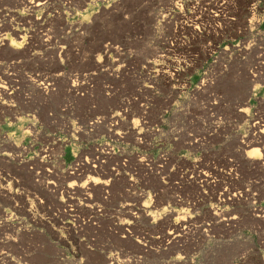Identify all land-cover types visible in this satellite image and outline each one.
Masks as SVG:
<instances>
[{
	"label": "rangeland",
	"instance_id": "rangeland-1",
	"mask_svg": "<svg viewBox=\"0 0 264 264\" xmlns=\"http://www.w3.org/2000/svg\"><path fill=\"white\" fill-rule=\"evenodd\" d=\"M217 2L0 0V264H264V0ZM122 98L123 143L72 131Z\"/></svg>",
	"mask_w": 264,
	"mask_h": 264
},
{
	"label": "bare ground",
	"instance_id": "bare-ground-1",
	"mask_svg": "<svg viewBox=\"0 0 264 264\" xmlns=\"http://www.w3.org/2000/svg\"><path fill=\"white\" fill-rule=\"evenodd\" d=\"M221 2V4H220V8H221V10L219 11V13H221V15L222 14H225V11L226 12H228L229 13V10H231V11H233V12H235V13H237L236 11H239L238 10V4H239V2H240V0H219V2H217V4H219ZM32 3V2H31ZM255 3V2H254ZM31 5V4H30ZM260 5V4H259ZM39 6V5H38ZM218 6V5H217ZM216 6V7H217ZM244 6V5H243ZM246 6H249V5H246ZM245 6V7H246ZM219 7V6H218ZM217 7V8H218ZM251 8H253V10H254V5H253V7H251ZM243 9V8H242ZM248 9V8H247ZM257 11V10H256ZM264 11V10H263ZM252 12V11H251ZM218 13V14H219ZM230 14V13H229ZM257 14V13H256ZM263 14V13H262ZM261 14V15H262ZM215 15H217V14H215ZM220 15V14H219ZM231 15V14H230ZM233 15V14H232ZM231 15V16H232ZM235 15V14H234ZM237 15H240V14H237ZM220 18H221V16H220ZM222 19V18H221ZM104 20V19H103ZM220 20V19H219ZM229 20H235V18L234 19H232V18H230L229 17ZM223 21H224V19H223ZM222 21V22H223ZM228 21V20H227ZM237 21H239V20H237ZM229 22V21H228ZM240 22H238V24H239ZM250 23V22H249ZM235 24V23H234ZM230 25V24H229ZM240 25V24H239ZM241 25H243V24H241ZM245 25V24H244ZM253 25V24H252ZM255 25V24H254ZM253 25V26H254ZM228 26V25H227ZM236 26H238L237 24H236ZM252 26V27H253ZM230 26H228V28H229ZM238 27H240V26H238ZM244 27V26H243ZM232 28H233V26H232ZM237 28V27H236ZM240 28H242V26L240 27ZM109 29H110V26H109ZM220 29H221V27H220ZM237 29H239V28H237ZM245 29V28H244ZM247 29V28H246ZM251 29V28H250ZM253 29V28H252ZM230 30V29H229ZM240 30V29H239ZM238 30V31H239ZM243 30V29H242ZM226 31V30H225ZM241 31V30H240ZM101 46V45H100ZM100 46H98V47H100ZM103 47V46H102ZM250 47V46H249ZM263 48V47H262ZM100 49H101V47H100ZM99 49V50H100ZM103 49V48H102ZM261 49V48H260ZM105 50H109V47L107 48H105ZM234 51V50H233ZM232 51V52H233ZM249 51H250V48H249ZM223 52V51H222ZM221 52V53H222ZM225 52V51H224ZM223 52V53H224ZM246 52V51H245ZM261 53H262V51H260ZM228 54V53H227ZM248 54V53H247ZM250 54V53H249ZM223 55V54H222ZM221 55V56H222ZM260 55V54H259ZM264 54L263 55H261L257 60H258V62H257V67L256 68H254V70L252 69V68H250V69H252L251 71H249L248 73H249V75H262L261 73V71H263V69H264ZM234 57L236 58V56L234 55ZM249 57V56H248ZM240 58V57H239ZM247 58V55L245 56V59ZM232 59V58H231ZM237 59V58H236ZM235 59V60H236ZM241 59V58H240ZM233 60V59H232ZM237 61H238V59H237ZM226 62V61H225ZM228 62V61H227ZM233 62H236V61H234L233 60ZM240 62H242V61H240ZM239 62V63H240ZM246 62V61H245ZM219 63V62H218ZM231 63L232 62H230V65H231ZM242 63H244V62H242ZM222 64H223V62H222ZM225 67V66H224ZM223 67V69H225ZM232 67V66H231ZM253 67V66H252ZM220 69V68H219ZM218 69V70H219ZM222 69V68H221ZM212 71V70H211ZM224 71V70H223ZM226 71V70H225ZM209 72V71H208ZM208 74V73H207ZM220 74V73H219ZM98 75H71V77H70V82H71V93L73 94V95H75V97L76 98H79V99H83V98H86V97H90V94H92V92H94V90H95V86L97 85L96 84V82H95V79H96V77H97ZM101 76V75H100ZM122 75H106V77H109L108 79H116V81L118 82V80L120 79V77H121ZM124 76V75H123ZM209 76V75H208ZM127 77V76H126ZM255 77V76H254ZM38 78V77H37ZM52 77H45L44 79H42L41 77H40V79L38 78V80H36V78L35 79H31L33 82H32V84L34 85V87L36 88V90L38 91V92H40L42 95H45V97L46 96H49L51 93L53 94L54 92H56V84H54L53 82H52V79H51ZM99 78V77H98ZM122 78H124V77H122ZM118 79V80H117ZM207 79V78H206ZM123 80V79H122ZM122 80H120V81H122ZM54 81V80H53ZM57 81V80H56ZM55 81V82H56ZM208 81V80H207ZM210 81V80H209ZM113 82H114V80H113ZM113 82H111L110 81V83H113ZM124 82V81H123ZM122 82V83H123ZM57 83V82H56ZM109 83V82H108ZM109 83V84H110ZM121 83V82H120ZM204 83V82H203ZM207 83V82H206ZM209 83V82H208ZM105 84V83H104ZM116 84V83H115ZM118 84H119V82H118ZM112 86L114 87L115 85H113L112 84ZM117 86H119V85H116V87ZM125 86V85H124ZM205 86H207V85H205ZM113 87H110L108 84H107V86H106V95H107V98L108 99H112L115 95H117L116 93L118 92L117 90H116V87L115 88H113ZM120 87V86H119ZM118 87V88H119ZM121 88V87H120ZM125 88V87H124ZM123 89V88H122ZM9 90V89H8ZM121 91H123V90H121ZM120 93V92H119ZM41 95V96H42ZM132 97V96H131ZM134 97V96H133ZM123 99V98H122ZM123 102H122V106H121V108L119 109V111L118 112H115V113H109L108 114V116H98V117H95V118H93L92 120H90V121H88V122H86V121H84V122H80V120H78V119H74L75 121H72L71 120V126H72V128H73V132L76 134V135H83V134H85V135H92V136H95L96 134H97V132L101 129V128H104L107 132H108V134H109V136H110V138L111 137H113L112 135H114V137H117V142H122L125 138V136L127 135V133L125 132V133H122V132H120V129H118V128H120V127H122L121 126V124L122 123H125V121H126V117H127V115L129 114L130 115V112H129V110L130 109H128L129 107H131L132 108V106L134 105L133 103H135V102H137V100L135 99H129V100H127V98L126 99H123L122 100ZM133 104V105H132ZM132 105V106H131ZM138 105V104H137ZM136 105V106H137ZM66 107H69V105L67 106H65V110H66ZM71 107V106H70ZM134 107V106H133ZM143 107V106H142ZM141 107V108H142ZM136 108V107H135ZM205 108V107H204ZM112 109V108H111ZM143 109V108H142ZM146 109L148 110L149 108L148 107H146ZM63 110V109H62ZM242 110V109H241ZM69 111V110H68ZM67 111V112H68ZM65 112V111H64ZM133 112V111H132ZM63 113V112H62ZM133 114V113H132ZM128 115V116H129ZM131 116V115H130ZM133 116V115H132ZM78 118V117H77ZM127 119H128V117H127ZM136 119V118H135ZM145 118L143 117L142 119H139V120H141V122L144 120ZM136 121V120H135ZM134 121V122H135ZM138 121V120H137ZM70 122V121H69ZM134 122H132V123H134ZM139 122V121H138ZM137 122V123H138ZM61 123V122H60ZM59 123V124H60ZM82 123L84 124V125H82ZM62 124V123H61ZM60 124V125H61ZM135 124H136V122H135ZM68 125V124H67ZM123 125V124H122ZM139 125V124H138ZM63 126V125H62ZM137 126V125H136ZM59 127H61V126H59ZM67 128V127H66ZM118 129V131H116ZM113 137V138H114ZM78 138V137H77ZM75 140V139H74ZM112 140V139H111ZM123 143V142H122ZM117 144V143H116ZM112 145V144H111ZM110 145V143H107V144H105V148H102V146L100 147V151H98L100 154H102V156L104 155L106 158L107 157H112V156H117L118 155V153H120L119 151H117V150H122V149H120V148H117L116 146H111ZM114 145H115V143H114ZM120 145V144H119ZM118 145V146H119ZM254 146V145H253ZM116 147V148H115ZM253 151V155L255 156H257V151H255V150H252ZM98 153V154H99ZM92 166L94 169L95 168H97V166H95V165H91V164H88V166ZM85 166V165H84ZM87 166V165H86ZM83 167V166H82ZM81 167V169H84V167L82 168ZM84 171V170H83ZM78 172V171H77ZM76 172V173H77ZM113 172V171H112ZM72 175H74L75 174V171L73 172V173H71ZM80 174V173H79ZM115 174V173H114ZM2 175V173L0 174V176ZM71 175V176H72ZM81 175V174H80ZM119 175V174H118ZM118 175H116V177L118 176ZM120 176V175H119ZM75 177V176H74ZM78 177H80V176H78ZM117 179H118V177H117ZM122 179V178H121ZM119 180V179H118ZM112 181V180H111ZM113 182H114V180H113ZM109 185H106L105 186V189L108 187ZM109 188V187H108ZM105 203H107L108 202V197H110L109 196V193H108V191L106 190L105 191ZM7 196H9V195H7ZM10 197V196H9ZM92 209L93 210H95L97 213H103L104 211H106V209L104 208V207H102V205H94L93 207H92ZM72 210V209H71ZM227 215V214H226ZM229 215V214H228ZM229 218V217H228ZM172 234V233H171ZM173 235V234H172Z\"/></svg>",
	"mask_w": 264,
	"mask_h": 264
},
{
	"label": "clouds",
	"instance_id": "clouds-1",
	"mask_svg": "<svg viewBox=\"0 0 264 264\" xmlns=\"http://www.w3.org/2000/svg\"><path fill=\"white\" fill-rule=\"evenodd\" d=\"M17 47H22V45H16Z\"/></svg>",
	"mask_w": 264,
	"mask_h": 264
}]
</instances>
